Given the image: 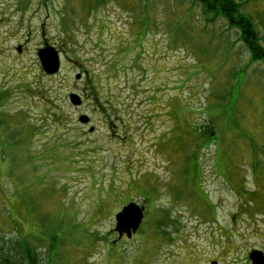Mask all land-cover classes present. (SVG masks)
Masks as SVG:
<instances>
[{
  "label": "rangeland",
  "instance_id": "374dc122",
  "mask_svg": "<svg viewBox=\"0 0 264 264\" xmlns=\"http://www.w3.org/2000/svg\"><path fill=\"white\" fill-rule=\"evenodd\" d=\"M239 1L264 44V0ZM200 9L191 0H0L7 253L26 241L37 264H250L252 250L264 252V67ZM46 45L60 55L54 76L38 58ZM137 47L147 52L135 61ZM114 65L126 70L112 75ZM99 82L101 99L91 91ZM211 117L215 146L198 154L191 123ZM131 200L146 217L121 240L115 215Z\"/></svg>",
  "mask_w": 264,
  "mask_h": 264
},
{
  "label": "trees",
  "instance_id": "16d2710c",
  "mask_svg": "<svg viewBox=\"0 0 264 264\" xmlns=\"http://www.w3.org/2000/svg\"><path fill=\"white\" fill-rule=\"evenodd\" d=\"M191 2L194 4V6L198 8L200 7L201 8L200 10H202L204 13L208 15L210 14L211 19H212L211 22H214L220 19V20H223L225 23H227L228 24L227 28L234 30L238 35V39H235L236 41H238L237 44L241 43L243 47L246 48L247 51L249 52L250 63L252 65L254 63H259L260 65L264 67L263 37H262L260 28L257 25V23L245 11V7L243 5L244 3L240 2L239 0H191ZM138 50L139 51L137 53V58L139 55L141 56L143 51L147 52L144 48H141V47H138ZM248 65L249 64H247L245 67L246 68L249 67ZM117 69L115 68V65L112 67V75L119 76L121 71L126 70V67L118 66ZM140 73H142V71H140ZM36 82L39 83L40 78H37ZM96 85H97L96 88H92L91 91L93 92V95L95 98L101 99L100 97H98V94L100 95V91L98 89V85H100V82L96 83ZM38 89L40 88L37 87V90ZM112 90L113 89L110 88V91ZM85 93L87 94V92ZM107 101L110 102L111 104L110 107L115 109L116 107L115 100L110 99L108 96ZM115 111L117 110L115 109L114 112ZM48 117L50 120V119H53L52 117L60 118V115L52 114V115H48L47 118ZM47 118H46V121H47ZM191 126L193 129L192 132L195 133V138L197 139V141L198 140L201 141V144L198 146V149L200 148L198 154L202 153L204 149H208L209 147H212L214 145V142H216V133L214 132V129H213V117H211L208 124L204 126L198 127L192 123H191ZM92 150H95V149H92ZM201 155L202 154L197 156L199 161H200ZM73 159H77V158L74 157ZM132 201L133 200L129 201V203ZM118 237L120 238L119 234H118ZM124 237L126 236H123L120 239L123 240ZM14 245H15L14 246L15 248L14 249L10 248V253H7L6 251L7 249L0 247V264H37V251L31 248L30 244H28L26 241H23L22 243L16 242V244ZM16 250L17 252L13 254L14 251ZM246 262L248 263V258L246 259Z\"/></svg>",
  "mask_w": 264,
  "mask_h": 264
},
{
  "label": "water",
  "instance_id": "95a60500",
  "mask_svg": "<svg viewBox=\"0 0 264 264\" xmlns=\"http://www.w3.org/2000/svg\"><path fill=\"white\" fill-rule=\"evenodd\" d=\"M19 52H21V49H19ZM38 58L45 74L54 76L59 73L61 60L58 51L54 47L46 45L45 48L38 51ZM80 77L78 75L77 79H80ZM70 102L75 107H80L83 104L81 97L77 94L70 95ZM79 122L87 125L90 118L83 115L79 118ZM89 132L93 133L94 128H91ZM144 218L145 208L132 201L115 215V230L120 237L126 236L131 239L140 230ZM248 260L250 264H264V252L253 250L248 254Z\"/></svg>",
  "mask_w": 264,
  "mask_h": 264
},
{
  "label": "flooded vegetation",
  "instance_id": "af4514ba",
  "mask_svg": "<svg viewBox=\"0 0 264 264\" xmlns=\"http://www.w3.org/2000/svg\"><path fill=\"white\" fill-rule=\"evenodd\" d=\"M138 48V47H137ZM135 61H137V56H136V59H135ZM88 94V93H87ZM90 96V95H89ZM86 98H88L87 96H86ZM91 98V97H90ZM88 101H91V99H87ZM83 101H84V99H83ZM90 124H91V122H90ZM90 124L89 125H87V126H90ZM145 216H146V211H145ZM144 222V221H143ZM143 224V223H142ZM142 226V225H141ZM139 232V231H138Z\"/></svg>",
  "mask_w": 264,
  "mask_h": 264
}]
</instances>
